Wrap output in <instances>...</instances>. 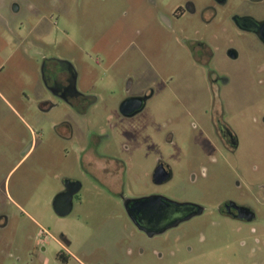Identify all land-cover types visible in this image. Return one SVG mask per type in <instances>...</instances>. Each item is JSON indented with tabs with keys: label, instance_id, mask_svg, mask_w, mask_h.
<instances>
[{
	"label": "rangeland",
	"instance_id": "374dc122",
	"mask_svg": "<svg viewBox=\"0 0 264 264\" xmlns=\"http://www.w3.org/2000/svg\"><path fill=\"white\" fill-rule=\"evenodd\" d=\"M187 1L0 0V215L10 217L0 231V264H252L248 256L258 253L240 248L243 240L250 244L248 232L214 212L192 221L184 240L185 227L150 239L124 208L125 198L154 193L209 206L232 180L237 159L264 180V84L241 83L238 72L260 50L233 23L235 16H261L264 5L231 0L215 23H203L199 13L175 21L174 11ZM193 1L198 9L207 3ZM184 39L211 44L220 74L232 82L211 86ZM230 47L240 61L227 58ZM44 58L75 66L89 98L78 111L48 93ZM147 91L152 97L141 112L121 114L128 97ZM48 102L55 106L43 111ZM221 117L240 138L235 157L219 144ZM22 133L32 145L25 157ZM96 147L107 158L100 163ZM159 160L174 171L163 187L152 182ZM66 181L81 188L72 212L61 217L53 203ZM257 229L254 240L264 238V223ZM61 235L71 242L67 250ZM185 245L194 247L190 256Z\"/></svg>",
	"mask_w": 264,
	"mask_h": 264
},
{
	"label": "flooded vegetation",
	"instance_id": "af4514ba",
	"mask_svg": "<svg viewBox=\"0 0 264 264\" xmlns=\"http://www.w3.org/2000/svg\"><path fill=\"white\" fill-rule=\"evenodd\" d=\"M244 1L256 6L264 5V0ZM230 3L231 0H207L206 5L198 9L193 0H188L183 6L174 11L173 19L180 21L186 16L199 13V18L203 23H215L218 9L228 7ZM12 6L14 11L16 9L19 11L20 7L17 2H13ZM206 15H209L210 18L207 19ZM233 23L239 35H241L240 37L254 40L260 50L259 52L253 50L249 54L248 61H243L239 64V81L249 85L264 84V13L259 17L251 15L235 16L233 17ZM166 24L169 28H173L171 21L167 20ZM184 44L191 60L207 73V79L211 86L214 83L227 85L232 82L229 77L220 74L216 65L215 49L211 44L205 42L203 39H184ZM240 57L239 51L234 47L227 49V58L230 61L238 62L240 61ZM41 71L42 82L48 93L71 109L78 111L79 107L85 105L84 103L89 100L88 96L86 97L80 88V75L78 71L69 61L58 58H44ZM152 92L147 91L141 95H136V97H128L123 102L127 104L126 114L122 112L121 114L131 117L141 112L144 106H146L148 99L152 97ZM137 100L138 109H134ZM48 103L50 107H45L43 111H47L55 106L52 102ZM221 114L225 115V112L223 111ZM65 124L69 129L72 128L69 122ZM215 131L221 148L235 157L241 146L240 138L224 123L223 117L216 120ZM28 136V134L24 133L18 135V139L22 143L20 154L23 157L28 154L32 146L26 141ZM97 149L98 147L92 153L95 157V162L100 163V161L107 158L100 154ZM117 163L125 167L124 163L120 161H117ZM246 166L249 168V162L245 165L239 159L235 161L234 165L231 166L234 174L232 180L226 183L224 191H222V186L220 185V198L209 206L193 201H175L166 194L154 193L136 195L134 198H125L123 202L126 215L133 226L147 238L152 239L167 233L169 230H179L185 227L182 238L184 240L187 231L193 227V224L190 225L192 221L205 215L207 212H214L218 218L229 222L228 226L231 224L239 225L240 229L248 232L247 237L250 240V244L248 245V242L243 240L241 241L240 248H247V251L251 250L253 253H258L254 257L248 256L249 260H253L252 264H264V238L259 236L254 240V235L258 233L257 225L264 223V219L260 216V213L264 211V180L254 179L246 171ZM203 174H206L205 170ZM173 178V168L168 163L159 160L152 172V182L156 186L163 187L169 184ZM69 190V183L66 181L64 190L61 193H66ZM77 194L74 195V198ZM9 221L10 217L7 215H0V231L8 228ZM199 237L200 242H205L206 238L201 231H199ZM61 243L66 250L71 246L70 240L65 235H61ZM193 251V246H184V255L190 256ZM129 252L132 254L133 250L131 249ZM138 252L143 253L144 249L140 247ZM175 254L173 253V255ZM233 256L236 259H240L239 252H236V250L233 252ZM59 258L64 262L68 260V257L63 254H60Z\"/></svg>",
	"mask_w": 264,
	"mask_h": 264
},
{
	"label": "water",
	"instance_id": "95a60500",
	"mask_svg": "<svg viewBox=\"0 0 264 264\" xmlns=\"http://www.w3.org/2000/svg\"><path fill=\"white\" fill-rule=\"evenodd\" d=\"M136 102L137 103L136 105H134V109H138V100ZM126 106V103H123L121 106V112L124 114H126ZM68 183L70 190L66 193H61L57 195L53 203L55 212L61 217L68 216L72 212L74 195L81 188V185L78 182L68 181Z\"/></svg>",
	"mask_w": 264,
	"mask_h": 264
}]
</instances>
